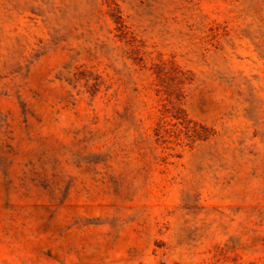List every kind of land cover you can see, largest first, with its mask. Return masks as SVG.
<instances>
[{"label": "rangeland", "instance_id": "obj_1", "mask_svg": "<svg viewBox=\"0 0 264 264\" xmlns=\"http://www.w3.org/2000/svg\"><path fill=\"white\" fill-rule=\"evenodd\" d=\"M0 264H264V0H0Z\"/></svg>", "mask_w": 264, "mask_h": 264}, {"label": "trees", "instance_id": "obj_2", "mask_svg": "<svg viewBox=\"0 0 264 264\" xmlns=\"http://www.w3.org/2000/svg\"><path fill=\"white\" fill-rule=\"evenodd\" d=\"M116 23H118V24H121V20H120V16L119 15H117L116 17H115V20H114ZM181 119V117H179V116H177V119ZM187 128H189V126H186Z\"/></svg>", "mask_w": 264, "mask_h": 264}]
</instances>
